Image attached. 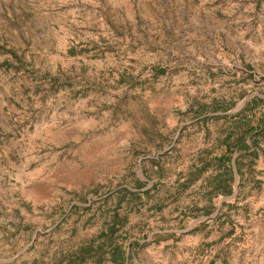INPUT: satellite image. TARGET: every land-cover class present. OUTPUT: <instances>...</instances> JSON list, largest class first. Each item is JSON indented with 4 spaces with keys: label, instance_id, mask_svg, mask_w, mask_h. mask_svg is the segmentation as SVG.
<instances>
[{
    "label": "rangeland",
    "instance_id": "obj_1",
    "mask_svg": "<svg viewBox=\"0 0 264 264\" xmlns=\"http://www.w3.org/2000/svg\"><path fill=\"white\" fill-rule=\"evenodd\" d=\"M0 264H264V0H0Z\"/></svg>",
    "mask_w": 264,
    "mask_h": 264
}]
</instances>
